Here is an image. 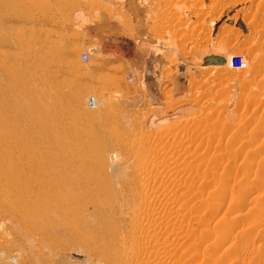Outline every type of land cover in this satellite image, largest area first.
Segmentation results:
<instances>
[{
  "label": "rangeland",
  "instance_id": "374dc122",
  "mask_svg": "<svg viewBox=\"0 0 264 264\" xmlns=\"http://www.w3.org/2000/svg\"><path fill=\"white\" fill-rule=\"evenodd\" d=\"M29 1L8 0L13 11L0 17V120L21 115L11 108L21 102L33 121L54 122L63 141L74 137L81 154L101 150L91 177L110 193L96 204L103 212L111 203L125 204L118 217L122 227L143 224L157 234L170 255L150 259L264 264V0H248L247 10L238 0H201L208 7H197L199 0H74L68 9L54 5L32 28L24 18ZM237 4L249 25L224 21ZM30 40L41 61L29 64L16 87L26 97H16L4 86L2 70L15 72L8 79L21 78L14 66ZM94 47L83 62L80 51ZM209 54L231 64H205ZM237 56L242 66L233 67ZM88 94L98 101L94 108L86 104ZM109 152L117 153V163L107 161ZM140 166L149 174L146 182ZM133 181L146 196L138 200L128 191L123 202L114 189ZM139 205L143 219L132 210ZM91 209L88 204L84 214ZM2 223L10 220L0 210ZM56 241L46 248L0 238V264H103L92 248Z\"/></svg>",
  "mask_w": 264,
  "mask_h": 264
},
{
  "label": "bare ground",
  "instance_id": "6f19581e",
  "mask_svg": "<svg viewBox=\"0 0 264 264\" xmlns=\"http://www.w3.org/2000/svg\"><path fill=\"white\" fill-rule=\"evenodd\" d=\"M54 1L55 0H30L29 11L25 12L24 15L26 24L32 28L44 21L47 17V13L54 5H60L68 9L74 3V0ZM121 1L122 0H120V2ZM199 1L200 3H197V7H200L202 4L204 5V3L206 7H208L206 2ZM208 1L210 2V0ZM229 1L231 0H228V3ZM238 1L242 3L246 8L245 10H247L248 4L246 2L250 3V1ZM186 2L185 4H187ZM218 2H221V0ZM185 4L179 5L184 6ZM193 5L195 6L194 3ZM239 5L241 4L234 6V13L230 16H224V21H229L232 25L244 24V26H247L249 25V19H247L246 23L243 22L240 10L237 9ZM177 6L178 4L175 7ZM12 8L13 6L9 5L8 0H0V17L3 16L2 21L5 17L4 14L8 15V12L13 11ZM202 10L201 8V11ZM77 14L81 13H75V15ZM172 16L174 17V14H172ZM176 16L175 18L178 19ZM75 18L77 17L75 16ZM81 18L83 19L82 14ZM77 19L79 20L80 16H78ZM216 19H218V17ZM81 24L83 25V22ZM234 30L235 36L241 34L240 29ZM34 44L32 40L23 43L25 50L21 54V57H19L20 62L17 63L18 61H16L17 65L14 66L18 71L19 77L21 75L19 80L8 79L10 76L13 77L12 74L15 75V72H10V74H8L6 69L3 68L2 70L6 74L4 76L5 83L2 82V84L4 83V86L11 87L16 97H26L27 92L22 89H16V87L18 88V84L22 78L28 75L29 64L39 59L41 61L39 55L42 52L35 53L31 50ZM93 51H96L95 47L93 49H88L87 52L92 53ZM37 57L38 60H35ZM88 57L85 61H82L86 62ZM31 58H34V60ZM225 61L226 64H231L230 59L227 60L224 58V62ZM31 64L33 65V63ZM44 64L47 68L49 63L44 62ZM46 68L44 67L45 70H47ZM13 69L15 70V68ZM41 69L44 71L43 67ZM45 75L48 74L45 73ZM97 102L98 101L95 99V106ZM12 107L16 110L19 109L21 115H14V118L10 121L7 119L0 120V210L5 212L10 220L9 224H1L0 238L6 240L7 237H11L23 246H30L34 242H39L42 247L46 248L53 247V242H57L56 240L58 239H61L63 247L67 242L78 243V245L83 244L87 248H92L93 251L97 253L98 260L103 262V264H163L161 260H154L155 256L150 259L153 257L151 254H158L161 257L170 255L168 254L169 248L167 249V247H165L166 245L158 241L157 234L153 236V232H149V229L143 230V224H139L140 227L133 225L126 228L120 225L118 217L125 204L116 206L115 203H111L107 212L101 211L100 205L96 204V201L102 194L110 193V187L105 185L100 186L91 177L95 175L96 170L99 168V163H101L102 159V151L93 148L91 149L90 155H83L74 137L69 141H63L58 134L54 133V122H48L46 120L33 121L31 117H29L30 107L21 102H16L11 108ZM149 122L151 125L155 124L154 114ZM45 131L48 133L43 134ZM149 145L151 146V144ZM147 151L150 152L151 148ZM139 156L143 158V149L142 154ZM118 158L116 152H109L107 154V161L110 164L117 163L119 161ZM139 161L140 159L137 163ZM139 164L141 163L139 162ZM139 169H141L139 172L140 179H142V182H146L147 175L149 174L143 171V167ZM119 171H115L114 174H118ZM136 182H131V184H128L125 188L114 189V194L124 202L129 195L128 191H130L138 200H143V196L146 195L142 196V192L136 188ZM88 204L92 205L91 212L84 214ZM132 210L134 215H138L140 219H143V206L139 205ZM146 216L150 217L151 215L147 214ZM152 220L154 219L152 218ZM118 223L121 227L117 225ZM114 225H116V227ZM48 242L51 243L49 244ZM143 253H146L145 258L143 257ZM158 258L161 259L160 257ZM166 263L167 262H165V264Z\"/></svg>",
  "mask_w": 264,
  "mask_h": 264
},
{
  "label": "built area",
  "instance_id": "2783aa9c",
  "mask_svg": "<svg viewBox=\"0 0 264 264\" xmlns=\"http://www.w3.org/2000/svg\"><path fill=\"white\" fill-rule=\"evenodd\" d=\"M88 55H89V53L85 50L80 51V53H79L80 59L83 61H85L87 59ZM232 60H233V63H232L233 67L242 66L243 61H242V58L240 56L233 57ZM86 104L90 108L95 106V99H94V96L92 94H88L86 96Z\"/></svg>",
  "mask_w": 264,
  "mask_h": 264
},
{
  "label": "water",
  "instance_id": "95a60500",
  "mask_svg": "<svg viewBox=\"0 0 264 264\" xmlns=\"http://www.w3.org/2000/svg\"><path fill=\"white\" fill-rule=\"evenodd\" d=\"M204 62L205 64H209V63L221 64L224 62V57L217 54H209L204 56Z\"/></svg>",
  "mask_w": 264,
  "mask_h": 264
}]
</instances>
